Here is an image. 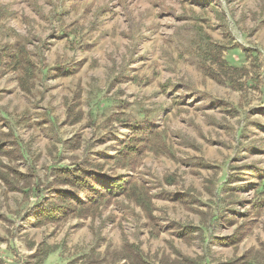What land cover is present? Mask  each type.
<instances>
[{
	"label": "rangeland",
	"instance_id": "374dc122",
	"mask_svg": "<svg viewBox=\"0 0 264 264\" xmlns=\"http://www.w3.org/2000/svg\"><path fill=\"white\" fill-rule=\"evenodd\" d=\"M17 42L37 77L31 96L15 73L0 78V140L20 156L11 165L43 181L54 166L115 156L131 127L152 128L132 168L104 172L144 185L153 221L117 197L94 217L35 228L33 198L0 183L3 264H34L39 245L52 250L42 264L92 250L123 264L126 244L150 264H226L264 246V0H0V51ZM217 59L238 70L231 84L204 71L218 72ZM75 135L81 147L65 150Z\"/></svg>",
	"mask_w": 264,
	"mask_h": 264
},
{
	"label": "trees",
	"instance_id": "16d2710c",
	"mask_svg": "<svg viewBox=\"0 0 264 264\" xmlns=\"http://www.w3.org/2000/svg\"><path fill=\"white\" fill-rule=\"evenodd\" d=\"M218 62V72L205 69L209 77L220 82H225L226 72L236 73V68H230L225 62ZM73 70H58V76L65 77ZM8 73H15L17 85L25 96H31L33 90L32 81L37 77V68L27 48L20 43L6 45L0 51V78ZM66 121L68 125H75L81 119V114L72 110L71 106L66 108ZM138 128V127H134ZM129 136L122 142L121 148L115 156L108 157L103 163L91 160H79L63 167H53L48 171L44 180H38L36 176L28 171L20 172L11 165L13 158H18L16 145L0 140V183L8 192L21 194L24 202L30 201L29 209L25 215L26 222L35 228L46 225H58L70 219H86L98 214L102 207L109 205L117 197H124L143 211L146 219L152 227V202L148 190L144 185H138L130 176L106 175L104 167L106 163L118 164V168H132L135 160L143 155L142 144L151 141V129L130 128ZM138 137H143V141ZM3 141V140H2ZM65 150L73 152L81 147L78 135L73 136L63 143ZM1 158H5V164ZM263 207V206H262ZM195 231V230H194ZM151 235L154 236L153 232ZM238 235L233 238H216L218 246L235 244ZM230 240V241H229ZM6 239L0 237V243ZM34 247V246H33ZM30 254L34 264H42L43 260L52 252L51 248L43 252L41 245ZM95 252L92 250L88 255L78 258L70 264H101L98 258H92ZM97 257L98 254H97ZM120 260L123 264H150L144 260L140 250L133 244H126L121 249ZM184 261H190L183 258ZM0 264H3L0 258ZM226 264H264V246L259 250L251 249L238 258H233Z\"/></svg>",
	"mask_w": 264,
	"mask_h": 264
}]
</instances>
